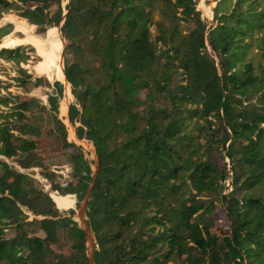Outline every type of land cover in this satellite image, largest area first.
Segmentation results:
<instances>
[{
	"label": "trees",
	"instance_id": "obj_1",
	"mask_svg": "<svg viewBox=\"0 0 264 264\" xmlns=\"http://www.w3.org/2000/svg\"><path fill=\"white\" fill-rule=\"evenodd\" d=\"M199 2L0 0V21L15 13L32 42L59 50L46 106L29 95L51 87L40 63L39 77L23 67L33 48L12 41L13 22L0 27L16 74L0 80V264H90L75 209L52 193L89 196L94 264H264V0H219L210 27ZM64 83L71 138L94 146L96 172L59 119ZM44 136L69 150L67 184L39 155ZM217 203L230 232L216 229ZM64 242L69 255L54 250Z\"/></svg>",
	"mask_w": 264,
	"mask_h": 264
},
{
	"label": "rangeland",
	"instance_id": "obj_2",
	"mask_svg": "<svg viewBox=\"0 0 264 264\" xmlns=\"http://www.w3.org/2000/svg\"><path fill=\"white\" fill-rule=\"evenodd\" d=\"M69 0H63V6H66L68 4ZM219 3V0H200L198 4V9L202 12V16L204 19L207 20L209 27L213 25L214 23V10ZM13 22V23H12ZM8 23H12L14 25V32L12 34V41L18 42L23 45H29L30 48H33V51L30 52L32 56V60L29 61L27 65H24L23 67L29 71V73H32L35 77H39L37 75L35 69H36V64L40 63L41 64V71H42V76H45L48 80V82L51 84L50 88H39V89H33L30 91V96L31 97H36L39 100L42 101V103L46 106H48V95L51 94H56V90L53 87V84L55 82V76H56V65L59 61V50L56 46H45L43 44H38L36 42H32L33 40L30 39V30H32V33L35 34L36 28L33 27L31 29V25L22 19H20L15 13L11 14H4L3 19L0 21V27L5 26ZM19 24H24L25 29H20L18 28ZM26 30V31H25ZM20 32V33H18ZM19 34L23 38H19ZM36 35V34H35ZM48 35V32L44 36H38L42 39H46ZM18 36V37H17ZM56 36L61 40V43L63 44V52L61 54V59L63 63V68H64V58H63V53L64 49L66 46V41L63 39L62 33L60 31V28H56ZM32 40V41H31ZM3 42V40H2ZM39 48L37 49V47ZM28 49L27 51H29ZM254 55H257V59H261L260 55L257 54V51L255 48L251 49V54L250 57H253ZM40 61V62H39ZM1 65L4 67V70L0 73V80L2 82V85L5 84V81H8V78L16 76L15 71L12 68L11 64H6L3 61H0ZM60 77H62V71L59 70ZM51 80V81H50ZM64 95L62 98L59 99L60 103V108H61V113L59 111V119L62 120L66 124V127L68 128V141L73 142L78 145H84L85 149V154L87 159L91 162V167L94 172L97 171V157L95 154V148L91 144L85 142V141H79L76 137V139L71 138V134L73 131H75V128L69 124L68 120L63 119L65 115L67 114L68 107L74 102L73 95L71 94V88L69 83H64ZM10 91L13 94H18L21 92V89H18L16 87H13L10 89ZM1 95H5V90L0 89ZM145 92L141 94V97L144 98ZM65 104L67 105L65 107ZM66 108V109H65ZM63 117V118H61ZM68 124V125H67ZM71 125V126H70ZM54 130L57 131V128L54 126L52 127ZM38 152L42 160L44 161V164L50 168L53 172H56L58 176V181L62 184H67L70 182V172L71 169L69 165L67 164V161L65 159V154L69 152V150H64L62 147V143L58 142L57 139L55 138H46V136L42 137L39 144H38ZM224 155V153H223ZM223 155H218L214 158L215 163L218 164L219 166H223L224 163L227 164L228 169L229 167V160L226 159L225 157L223 158ZM0 161H5V158L0 155ZM11 164V163H10ZM35 172V178L40 181V183L43 185L44 189L46 192H49L50 189V184L41 176L40 169H34L32 170ZM32 171H27V172H32ZM3 173L2 166L0 165V175ZM230 182V181H229ZM228 182V183H229ZM231 191V188L228 192ZM56 206L60 210H69V209H75L76 214L74 216L75 220L79 222V225L82 227L83 224L79 218V211L83 204L85 203L82 202L79 206H77V199L73 195H66L62 196L58 193H52L51 194ZM30 216V220L33 219L34 217L31 215V213H28ZM215 220L217 223L216 229L221 230L223 232H230V223L227 219L226 212L224 207L222 206L221 203H217V210L215 214ZM85 220H88L86 214L84 216ZM39 219H41L39 217ZM213 229L212 233H217V230ZM13 234L10 233V235ZM37 235L40 237H44L43 232H37ZM92 242L87 243V253L88 256L91 257L95 251H96V242L95 238L92 235ZM54 250H56L58 253H63L65 255L70 254V249L69 245L66 244L65 242L62 244V247L54 246Z\"/></svg>",
	"mask_w": 264,
	"mask_h": 264
},
{
	"label": "water",
	"instance_id": "obj_3",
	"mask_svg": "<svg viewBox=\"0 0 264 264\" xmlns=\"http://www.w3.org/2000/svg\"><path fill=\"white\" fill-rule=\"evenodd\" d=\"M2 48L3 47H0V50ZM88 198H89V196H87V198L85 199V203L83 204V206L81 207V209L79 211V218H80V220H81V222L83 224V226L81 228L85 231V233L87 235V243H88V241L92 242V239H93L92 238L93 233H92V231H91V229L89 227V224H88L87 220H85V218H84V216L86 214L85 211H86V204H87ZM89 259H90V264H94V254L91 257H89Z\"/></svg>",
	"mask_w": 264,
	"mask_h": 264
},
{
	"label": "crops",
	"instance_id": "obj_4",
	"mask_svg": "<svg viewBox=\"0 0 264 264\" xmlns=\"http://www.w3.org/2000/svg\"><path fill=\"white\" fill-rule=\"evenodd\" d=\"M51 81V80H50ZM68 110H69V107H68ZM68 110H67V114L65 115V117L63 118V117H61V118H63V119H65V122H66V120H68ZM60 113H61V108H60ZM68 122H69V120H68ZM69 124H70V122H69ZM68 125V124H67ZM71 126V125H70ZM76 135V134H75ZM53 199V198H52ZM58 208V207H57ZM59 209V208H58ZM60 210V209H59Z\"/></svg>",
	"mask_w": 264,
	"mask_h": 264
},
{
	"label": "built area",
	"instance_id": "obj_5",
	"mask_svg": "<svg viewBox=\"0 0 264 264\" xmlns=\"http://www.w3.org/2000/svg\"><path fill=\"white\" fill-rule=\"evenodd\" d=\"M86 142V141H85ZM84 146V145H83Z\"/></svg>",
	"mask_w": 264,
	"mask_h": 264
}]
</instances>
